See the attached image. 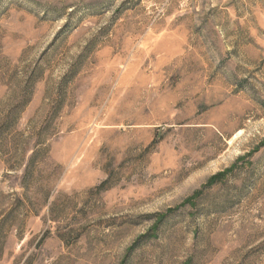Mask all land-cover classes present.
<instances>
[{
    "label": "rangeland",
    "instance_id": "obj_1",
    "mask_svg": "<svg viewBox=\"0 0 264 264\" xmlns=\"http://www.w3.org/2000/svg\"><path fill=\"white\" fill-rule=\"evenodd\" d=\"M0 264H264V0H0Z\"/></svg>",
    "mask_w": 264,
    "mask_h": 264
},
{
    "label": "trees",
    "instance_id": "obj_2",
    "mask_svg": "<svg viewBox=\"0 0 264 264\" xmlns=\"http://www.w3.org/2000/svg\"><path fill=\"white\" fill-rule=\"evenodd\" d=\"M14 124V120H11L10 121L8 120L4 125H3V129L5 130H8L10 127H12V125ZM216 178V177H215Z\"/></svg>",
    "mask_w": 264,
    "mask_h": 264
}]
</instances>
